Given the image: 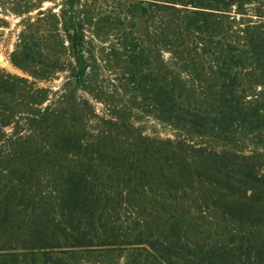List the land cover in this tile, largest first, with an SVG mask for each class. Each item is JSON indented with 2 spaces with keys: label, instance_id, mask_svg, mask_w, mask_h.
Segmentation results:
<instances>
[{
  "label": "trees",
  "instance_id": "16d2710c",
  "mask_svg": "<svg viewBox=\"0 0 264 264\" xmlns=\"http://www.w3.org/2000/svg\"><path fill=\"white\" fill-rule=\"evenodd\" d=\"M119 1L100 13L127 58L122 88L178 134L95 112L82 1L55 2V24L27 26L10 59L47 78L66 47L62 84L0 68V264H264V98L243 91L264 83V0Z\"/></svg>",
  "mask_w": 264,
  "mask_h": 264
},
{
  "label": "rangeland",
  "instance_id": "374dc122",
  "mask_svg": "<svg viewBox=\"0 0 264 264\" xmlns=\"http://www.w3.org/2000/svg\"><path fill=\"white\" fill-rule=\"evenodd\" d=\"M60 0H0V68L20 76L28 77L34 81L35 86L50 88L55 90L66 79L74 60L66 47L61 53V60L64 62L63 68L56 70L47 78H34L21 68L14 65L10 59L11 53L18 47L21 34L24 30L32 28L45 32L50 25L55 24L56 11L55 2ZM82 8L86 16V33L91 42V49L95 58V70L92 74L91 93L87 95L92 103L95 112L100 116H121L131 122L136 129L143 134L157 138L175 139L178 130L168 122L159 120L151 114H147L140 109L130 105V95L122 88L121 77L127 63L124 50L118 44L115 30L101 15L107 5L123 6L119 0H81ZM258 3L248 5V15L245 19L259 20L254 15V7ZM113 7H107L113 9ZM42 11L43 13H40ZM240 16V15H239ZM264 20V19H263ZM63 39V37H62ZM248 98H264V83H246L243 89ZM86 96V95H85ZM194 142H208L207 138L190 137ZM258 147L250 140L245 141V152L259 151ZM122 217L121 219H123ZM102 254L91 257L86 256L82 264H130L126 258V253L109 254L106 257Z\"/></svg>",
  "mask_w": 264,
  "mask_h": 264
}]
</instances>
